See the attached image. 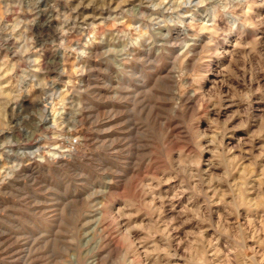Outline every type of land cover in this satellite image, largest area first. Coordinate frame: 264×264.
I'll return each mask as SVG.
<instances>
[{
	"label": "clouds",
	"instance_id": "1",
	"mask_svg": "<svg viewBox=\"0 0 264 264\" xmlns=\"http://www.w3.org/2000/svg\"><path fill=\"white\" fill-rule=\"evenodd\" d=\"M59 3L43 21L47 6L16 26L0 21V48L16 41L0 61V187L24 181L10 188L25 208L0 230V264H264V0ZM81 7L101 15L81 22ZM73 59L78 71L99 59L126 78L127 149L102 141L103 151L131 162L143 144L152 174L118 198L111 165L85 159L83 137L64 131L83 122L92 91L64 87ZM26 160L52 167L16 176Z\"/></svg>",
	"mask_w": 264,
	"mask_h": 264
},
{
	"label": "rangeland",
	"instance_id": "2",
	"mask_svg": "<svg viewBox=\"0 0 264 264\" xmlns=\"http://www.w3.org/2000/svg\"><path fill=\"white\" fill-rule=\"evenodd\" d=\"M7 2V0H5ZM15 5L13 12L6 13L2 7H0V21H3L9 25L16 26L17 21L30 19L34 12L38 9H44L48 7V12L41 15V21L46 19L49 14L55 15L52 5L55 0H44L43 3L37 5L35 0H11ZM79 2V0H73L72 6ZM63 12L66 10V6L63 0L57 5ZM113 6H115L113 4ZM96 16L101 15V11L96 8L81 7L76 15L80 16L81 22L84 21L86 16L91 14ZM107 15V12L104 13ZM91 23V21H88ZM53 26L59 22L57 20L52 21ZM99 23V21H97ZM35 27L32 29L33 32H38ZM112 30V26L109 25V31ZM20 32H24L22 25L18 26L17 35ZM39 43V42H38ZM16 44L15 40H9L6 48H0V61H7L9 57H12V51L8 49ZM18 46V45H17ZM100 45L93 44L89 51L100 48ZM15 63V59L12 60ZM93 69L89 72L87 69ZM102 69H109L106 73ZM68 70L71 72V76H65V85L67 89H72L74 86L84 84L87 88L91 86V94H85L82 99L86 101L85 111L81 114L84 118L83 122L79 127L75 129L69 125L64 131L68 132L76 138L83 137L85 146L83 152L85 153V159L91 160L95 157H99L105 160L111 165V172L109 178L112 180V184L109 185L111 188H118V192H113L109 199L118 198L119 194L134 189L138 179L146 178L152 174V161L147 158L148 148L143 144H137L135 148V157L131 162L129 161L128 151H122L116 158L108 157L103 149L106 147L101 142L109 141L114 142L115 147L121 149H127V141L129 139V133L131 129L128 127V104L126 93L121 91L123 88L122 81L125 77L118 74L117 69L113 65H109L99 59L87 60L84 68L80 71L77 70L75 60L68 61ZM83 72V74H81ZM105 84L108 86L106 87ZM67 96L71 97V92L66 93ZM9 113L11 108L8 109ZM7 119L12 123L11 116H7ZM81 119V117H77ZM7 134V133H5ZM239 136H244V133H238ZM234 143V142H233ZM34 145L28 144L27 148H32ZM208 154L205 155V158ZM0 166H7L4 161H0ZM51 168V165L44 164L39 160H26L24 166L20 169V172L16 173L19 176L21 173L39 168ZM38 181L40 178H37ZM28 184H31V180H27ZM97 186L100 185L101 181H96ZM24 181H18L16 179H9L2 187H0V230L8 228L12 225L19 224L25 214V208L21 206L23 193L17 194V192L10 188V185H15L17 188L22 187ZM29 191H31L29 189ZM92 196L98 198L101 203V207L106 206L107 201L103 198V195L92 193ZM223 211V206L217 204L214 207V211ZM43 211V209H41ZM219 221V215L214 217Z\"/></svg>",
	"mask_w": 264,
	"mask_h": 264
},
{
	"label": "bare ground",
	"instance_id": "3",
	"mask_svg": "<svg viewBox=\"0 0 264 264\" xmlns=\"http://www.w3.org/2000/svg\"><path fill=\"white\" fill-rule=\"evenodd\" d=\"M37 31L39 32V31H40V29L38 28V29H37Z\"/></svg>",
	"mask_w": 264,
	"mask_h": 264
}]
</instances>
